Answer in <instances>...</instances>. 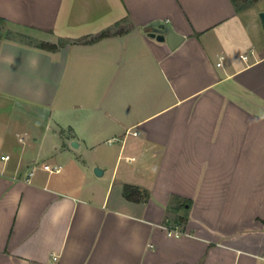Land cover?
<instances>
[{"label": "crops", "instance_id": "0c3cea01", "mask_svg": "<svg viewBox=\"0 0 264 264\" xmlns=\"http://www.w3.org/2000/svg\"><path fill=\"white\" fill-rule=\"evenodd\" d=\"M257 6L0 0V264H264Z\"/></svg>", "mask_w": 264, "mask_h": 264}, {"label": "trees", "instance_id": "16d2710c", "mask_svg": "<svg viewBox=\"0 0 264 264\" xmlns=\"http://www.w3.org/2000/svg\"><path fill=\"white\" fill-rule=\"evenodd\" d=\"M235 2L237 3V7L240 9V8H243V7H246V6H249L250 3H244L242 5H240L237 0H235ZM6 23H7V18L5 16H1L0 15V39L2 38L3 36V33L5 31V27H6ZM148 28L150 27V25L147 26ZM113 33V31L111 29H106V30H103L101 33L95 35V36H92L90 37V40H93V39H97V38H100L102 36H105V35H108V34H111ZM40 44L42 46H49V47H54L55 44L54 43H48V42H45V41H41ZM125 194L128 198L130 199H133V200H141L144 198V196H148V194H143V192L141 191V189L134 185V184H130V183H126L125 185ZM146 196V197H147ZM174 200L177 202V204L174 206V208H177V207H182L184 210H187L189 208V206L191 205V200L188 199V198H183V197H180V196H174ZM187 213L185 212L184 214H180L178 217H176L174 219V222H172V224H179L181 225L182 223H184L186 220H187ZM170 224V223H168Z\"/></svg>", "mask_w": 264, "mask_h": 264}, {"label": "water", "instance_id": "95a60500", "mask_svg": "<svg viewBox=\"0 0 264 264\" xmlns=\"http://www.w3.org/2000/svg\"><path fill=\"white\" fill-rule=\"evenodd\" d=\"M260 15L264 22V10L260 12ZM150 25L151 30L149 34L158 40L167 41L172 49L176 48L186 37L183 33L177 31L168 21L156 19ZM95 171L98 174L103 173V169L99 166L95 167Z\"/></svg>", "mask_w": 264, "mask_h": 264}, {"label": "built area", "instance_id": "2783aa9c", "mask_svg": "<svg viewBox=\"0 0 264 264\" xmlns=\"http://www.w3.org/2000/svg\"><path fill=\"white\" fill-rule=\"evenodd\" d=\"M150 30H151V25H150ZM244 56H246V55H244ZM2 157L5 159H8V158H10V154L9 153L4 154V155H2ZM43 167L49 171H52V172L53 171H60L62 168V166L59 164H52L49 162L44 163ZM32 173H33V171H30V174H32ZM165 226H166L169 234L179 235V234L183 233V229L180 227L179 224H166Z\"/></svg>", "mask_w": 264, "mask_h": 264}, {"label": "rangeland", "instance_id": "374dc122", "mask_svg": "<svg viewBox=\"0 0 264 264\" xmlns=\"http://www.w3.org/2000/svg\"><path fill=\"white\" fill-rule=\"evenodd\" d=\"M237 2L242 5L244 3H250V5H258L257 7H264V0H237ZM247 17V16H246ZM258 21H260V23L262 25H264V22L262 21V18H261V15L259 14L258 16ZM96 172V171H95ZM103 177V176H102ZM101 176L100 177H97V179H103ZM105 179V177H104ZM104 183H107L106 180L104 181Z\"/></svg>", "mask_w": 264, "mask_h": 264}]
</instances>
